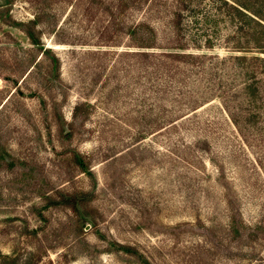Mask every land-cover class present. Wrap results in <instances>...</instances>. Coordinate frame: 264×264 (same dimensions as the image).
<instances>
[{
  "label": "rangeland",
  "instance_id": "1",
  "mask_svg": "<svg viewBox=\"0 0 264 264\" xmlns=\"http://www.w3.org/2000/svg\"><path fill=\"white\" fill-rule=\"evenodd\" d=\"M133 2L0 0V18L38 17V45L0 20V264H264L263 142L245 140L218 100L169 102L175 78L127 36L146 22L161 52L169 15ZM82 103L89 115L67 138ZM71 194H83L78 212Z\"/></svg>",
  "mask_w": 264,
  "mask_h": 264
},
{
  "label": "trees",
  "instance_id": "2",
  "mask_svg": "<svg viewBox=\"0 0 264 264\" xmlns=\"http://www.w3.org/2000/svg\"><path fill=\"white\" fill-rule=\"evenodd\" d=\"M147 1L151 0H134L133 4L140 6ZM159 2L163 4L164 13L169 15L170 29L173 31L172 40L161 52H157V49H161L156 43L157 31L146 22L132 23L127 29V36L135 50L132 54L152 60L157 70L164 72L171 80L175 78L164 90L171 104L186 102L188 105L192 104L191 108L195 111L197 104L218 100L239 134L245 140L250 137L251 141L256 142L255 146L263 142L262 148L264 0H159ZM7 13L6 11L0 20L8 26L20 28L33 45H38L35 34L38 17L17 24L11 22ZM186 19L190 22L184 28ZM220 24L224 25L226 31H220ZM192 28L202 33L190 34L185 40L187 32ZM221 37L222 43L215 44ZM217 48L226 50L227 54L220 57L215 52ZM40 50L49 61L48 78L52 82H58L60 68L58 59L50 49H43L41 46ZM90 108L89 103H82L74 109L72 122L66 123L67 138L72 135L74 123L89 115ZM56 126L58 136H63L64 131L59 120L56 121ZM70 155L75 166H79L83 172H89L83 162L76 160L78 155L75 152ZM82 195L71 194L67 200L73 212H78V208L83 206Z\"/></svg>",
  "mask_w": 264,
  "mask_h": 264
}]
</instances>
